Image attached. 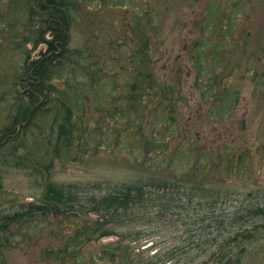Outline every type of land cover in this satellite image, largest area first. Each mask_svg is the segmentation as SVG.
Masks as SVG:
<instances>
[{
    "label": "trees",
    "instance_id": "trees-1",
    "mask_svg": "<svg viewBox=\"0 0 264 264\" xmlns=\"http://www.w3.org/2000/svg\"><path fill=\"white\" fill-rule=\"evenodd\" d=\"M34 1L45 18L44 34L48 33V40L42 36L41 41L46 49L22 69L24 92L20 93V104L16 102L12 106L14 115L9 116H12L10 122L0 128V148L11 142L12 160L19 157L20 166L25 162L41 175L49 174L56 164L64 166L82 161L81 165H85L83 159L88 154L111 160L120 156L125 160L121 164L152 167L156 172L146 179L121 182L104 193H96L91 187L79 190L74 184H48L44 190L46 199L20 203L12 213L0 216L1 219H8V224L20 220L21 225L28 218L58 220L61 217V222L66 220L65 226L72 232L62 246L48 250L55 256L52 262L97 264L105 260L99 253L85 252L84 248L106 235L105 222H144L153 212L161 214V208L172 203L176 204L175 211H187L181 201L193 206L191 224H196V219L202 223L208 221L205 227L217 231L226 221L231 227L240 225L242 229L246 215H264L263 193L262 203L246 208V215L238 209L232 217L225 212L201 217L197 213L204 212L205 204L218 213L217 206L224 204L222 199L226 194L220 187L215 190L198 183L199 179L184 178L198 167L207 169L208 154L216 146L210 138L206 141L208 150L200 147L195 123L198 121L200 125L208 119L219 123L230 117L239 98L236 81L228 78L234 70L229 54L240 48L244 50L246 36L250 37L249 32L244 33L242 37L246 38L241 42L235 35L248 16L241 3L208 2L194 23L198 35L185 50L191 51L186 67L180 62L179 68H172L166 75L155 68L158 51L150 40L160 36L155 23L160 19L157 9H142L128 27H118L106 52L103 43L100 48L87 44L83 48L71 47L70 31L75 20L72 15L77 0ZM232 44L237 47L233 48ZM189 67L193 75L185 74V77L192 80L187 84L185 78V86L178 80L180 69L187 68V73H191ZM255 70L247 68L252 78L256 77ZM182 88L187 92L182 93ZM190 104L194 105L193 124L186 128L178 109ZM203 106L208 110L207 115L200 113ZM18 148L20 155L15 151ZM230 148L224 147L226 167L235 166L234 155H227ZM200 150L206 154L196 160ZM242 167L239 161L238 170ZM198 191L204 196L193 202V194ZM74 206L78 210L69 211ZM90 215L97 219L90 221ZM128 234L131 236V232ZM234 234L229 241L235 240ZM229 256L233 257L227 255L219 264H230ZM139 262L142 264L125 251L113 263Z\"/></svg>",
    "mask_w": 264,
    "mask_h": 264
},
{
    "label": "rangeland",
    "instance_id": "rangeland-1",
    "mask_svg": "<svg viewBox=\"0 0 264 264\" xmlns=\"http://www.w3.org/2000/svg\"><path fill=\"white\" fill-rule=\"evenodd\" d=\"M210 1L77 0L76 5L74 1L72 16L75 20L70 31V45L72 48H83V44L91 48L98 45L100 48L103 43L104 51L107 52L113 32L118 27H128L142 9H157L160 19L154 21L160 36L150 37V40L158 51L155 68L167 75L172 68H179L180 62L186 67L191 51L185 50L195 42L198 35L194 23ZM232 2L241 3L242 10L248 14L245 23L240 28L235 27L238 28L235 33L237 41L242 42V38L248 37L244 50L240 48L229 54L234 70L228 79L236 81L239 98L230 117L227 116L219 123L212 119L202 121L200 125L198 121L195 123L200 147L208 150L206 141H210V138L216 142V146L213 145L208 154L207 169L198 167L189 177H184L189 180L199 179L198 183L207 188L216 190L220 187L226 194L222 199L224 204L217 206L218 213L205 204L202 206L204 212L197 213L201 217L212 213L214 216L219 212L232 217L238 209L246 215V208L257 207L263 201L264 0H227L226 4ZM44 20L34 0H0V128L10 122L11 114L14 115V103L20 104V93L24 92L21 80L25 63L36 60L40 53L45 52L46 46L41 41L42 36L48 40V33L44 34ZM246 32H249L250 37H242ZM232 46L235 48L237 44ZM249 66L256 69L255 78L247 71ZM190 69L191 73H187V68L180 69L178 80L182 85L186 86L185 74L193 75ZM186 79L189 84L192 77ZM185 89L182 88V93L187 92ZM193 108L194 105L190 104L178 109L181 117L179 120L185 123L186 128L193 124ZM199 110L201 115H207L205 106ZM212 125L216 126L211 128ZM13 146L9 142L0 148V216L12 213L20 203L46 199L44 190L48 184H74L79 190L91 187L96 193H104L121 182L146 179L156 172L152 167L121 164L125 160L120 156L117 160H111L107 156L98 159L88 154L83 159L85 165H81L82 161L64 166L56 164L49 174L41 175L36 168L25 162L20 166L19 157H15L17 161L12 160L14 156L10 154ZM225 146L231 147L227 155H234L235 166L224 165ZM15 151L20 155V148ZM203 153V150L198 151L196 160ZM237 156H241L239 160ZM239 161L243 167L238 170ZM193 196L192 200L196 202L204 194L198 191ZM181 204L187 211H175L176 204L172 203L171 206L167 204L161 208V214L153 212L144 222H105L106 235L87 244L84 251L99 253L105 262L98 261L97 264H114L125 251L142 264H219L227 255H233L229 256L230 264H264V215H246L242 229L240 225L231 227L226 221L223 228L217 231L205 227L208 221L202 223L196 219V224H191L193 206L183 201ZM76 210L78 207L74 206L69 211ZM96 219V216H89L90 221ZM7 220L0 218V264H54L52 260L55 256L48 253V250L62 246V242L72 232L65 226L66 220L61 222V217L58 220L49 217H36L35 220L28 218L21 225L20 220L14 224H8ZM234 232L235 240L229 241ZM119 246L121 250H116ZM64 257L67 258V255Z\"/></svg>",
    "mask_w": 264,
    "mask_h": 264
}]
</instances>
